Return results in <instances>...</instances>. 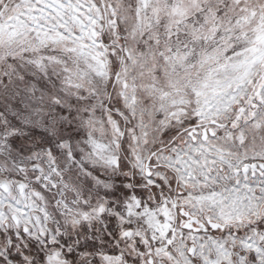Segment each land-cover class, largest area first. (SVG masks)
<instances>
[{
  "label": "snow or ice",
  "instance_id": "1",
  "mask_svg": "<svg viewBox=\"0 0 264 264\" xmlns=\"http://www.w3.org/2000/svg\"><path fill=\"white\" fill-rule=\"evenodd\" d=\"M0 264H264V0H0Z\"/></svg>",
  "mask_w": 264,
  "mask_h": 264
}]
</instances>
